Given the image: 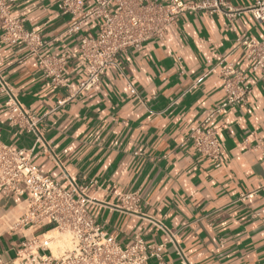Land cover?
Wrapping results in <instances>:
<instances>
[{
    "label": "crops",
    "instance_id": "obj_1",
    "mask_svg": "<svg viewBox=\"0 0 264 264\" xmlns=\"http://www.w3.org/2000/svg\"><path fill=\"white\" fill-rule=\"evenodd\" d=\"M257 1L227 0L235 9ZM58 2L15 0L12 8L48 42L38 56L24 45H5L0 21L5 80L31 113L48 114L40 131L55 159L38 146L33 163L64 186L63 171L78 185L92 182L88 195L98 203L88 205V213L122 246L140 235L147 243H166L167 264L180 263L176 245L190 264H264V80L252 72L247 50L238 44L244 38L261 41L264 24L249 13L232 23L220 14L184 15L165 42L129 50L99 86L76 94L88 75L82 59L69 60L62 85L45 78L38 65L40 57H64L79 46L76 37L64 36L73 18ZM98 31L99 22L92 21L82 34L95 37ZM224 58L248 76L252 94L245 108H230L210 124L225 154L216 169L187 139L190 128L224 99ZM0 140L22 150L36 141L9 124L1 91ZM133 193L140 198L133 214L113 209ZM26 207L25 196L0 192V264H19L25 239L40 234L14 228ZM170 234L177 244L169 242Z\"/></svg>",
    "mask_w": 264,
    "mask_h": 264
},
{
    "label": "built area",
    "instance_id": "obj_2",
    "mask_svg": "<svg viewBox=\"0 0 264 264\" xmlns=\"http://www.w3.org/2000/svg\"><path fill=\"white\" fill-rule=\"evenodd\" d=\"M14 4L15 0H0L2 42L7 46L24 45L31 55L38 56L49 44L13 14ZM58 9L73 18L64 36L76 37L78 49L64 57H40L38 65L45 78L62 85L69 60L82 59L88 67V75L74 89L76 94L99 86L108 70L120 68V57L129 50H140L151 41L165 42L168 31L184 15L220 14L232 23L241 14L249 13L264 24V0L244 9L233 8L227 0H59ZM92 21L99 22L98 34L95 37L83 35V27ZM238 44L247 50L246 59L252 72H260L264 80V37L261 41L240 39ZM220 65L224 99L204 121L190 128L187 139L196 153L216 169L222 166L225 154L218 132L210 124L230 108H245L252 94L248 76L242 70L228 58H224ZM202 81L203 78L197 84ZM128 88L132 96L137 95L131 81ZM0 91L7 98L9 124L36 137L30 150L12 149L0 140V192L25 196L27 204L14 228L40 232L23 242L18 252L19 264H167L164 260L166 243H147L136 235L131 245L122 246L104 226L94 222L87 210L88 205L98 203L88 195L92 182L78 185L63 171L61 180L66 183L64 186L33 163L38 146L55 159L40 131L48 114L38 116L31 113L9 86L1 69ZM139 202L137 193L123 195L113 209L133 214ZM55 233L68 236L66 246L53 248L55 238L52 235ZM169 242L177 244L175 235L170 234ZM176 252L179 264H190L177 245Z\"/></svg>",
    "mask_w": 264,
    "mask_h": 264
},
{
    "label": "rangeland",
    "instance_id": "obj_3",
    "mask_svg": "<svg viewBox=\"0 0 264 264\" xmlns=\"http://www.w3.org/2000/svg\"><path fill=\"white\" fill-rule=\"evenodd\" d=\"M54 238H55V242L54 244L52 245L53 248H56V247H60V246H66L67 244V241H68V236L67 235H61L59 233H55L54 235H52ZM59 239V240H58ZM61 240V242H60ZM58 243V244H57Z\"/></svg>",
    "mask_w": 264,
    "mask_h": 264
},
{
    "label": "bare ground",
    "instance_id": "obj_4",
    "mask_svg": "<svg viewBox=\"0 0 264 264\" xmlns=\"http://www.w3.org/2000/svg\"><path fill=\"white\" fill-rule=\"evenodd\" d=\"M59 240V239H58ZM60 242H61V240H60ZM58 244V243H57ZM62 247V246H61Z\"/></svg>",
    "mask_w": 264,
    "mask_h": 264
}]
</instances>
